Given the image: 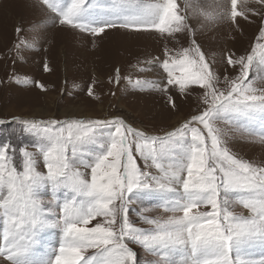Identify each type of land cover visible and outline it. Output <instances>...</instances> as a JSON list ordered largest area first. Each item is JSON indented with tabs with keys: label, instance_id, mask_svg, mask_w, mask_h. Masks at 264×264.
<instances>
[{
	"label": "snow or ice",
	"instance_id": "6c2138e0",
	"mask_svg": "<svg viewBox=\"0 0 264 264\" xmlns=\"http://www.w3.org/2000/svg\"><path fill=\"white\" fill-rule=\"evenodd\" d=\"M42 2L61 26L93 38L124 29L178 43L187 39V47L166 44L162 56L140 69L153 72L159 82L123 79L137 90L160 93L171 111L178 112L177 100L194 89L200 104L163 135L120 118L14 117L9 123L18 128L12 135L32 136L35 143L34 150L11 140L0 143V259L7 264H138L130 247L137 244L155 257L150 264H264V257L252 256L254 249L264 250V166L237 157L227 132L217 126L224 122L252 134L241 128L240 119L264 116V86H257L264 85V0H212L210 11L185 0L183 14L177 0H111L103 7L93 0ZM189 10L202 17V27L228 24L232 39L233 32L243 34L241 21L258 24L249 50L225 53L223 87L215 54L202 50ZM21 45L35 48L21 40L17 55ZM43 69L51 70L47 62ZM229 70L237 74L230 78ZM121 79L116 69L109 82L119 85ZM94 84L87 95L99 99ZM35 87L46 90L38 81ZM256 142L264 145V125ZM41 158L45 171L38 170ZM132 206L150 227L136 226ZM237 206L248 214L234 211ZM153 209L167 215H145ZM49 229L59 230L58 247L43 245L41 236Z\"/></svg>",
	"mask_w": 264,
	"mask_h": 264
},
{
	"label": "rangeland",
	"instance_id": "374dc122",
	"mask_svg": "<svg viewBox=\"0 0 264 264\" xmlns=\"http://www.w3.org/2000/svg\"><path fill=\"white\" fill-rule=\"evenodd\" d=\"M13 2L15 5L0 0V21L6 17L5 22L0 24V120L5 121L0 125V143L11 140L14 144L27 145L29 150H34L31 148L35 143L32 136L12 135L13 129L18 128V125L9 123L14 117L59 121L120 118L149 134L163 135L164 131L175 128L198 110V89H194L188 98L177 100L179 111L176 112L166 106L165 98L160 93L151 89L137 90L123 79L125 76H131L133 80L140 78L159 82L153 72H142L140 69L149 67L145 63L147 60L162 56L166 44L170 49L187 47V39H181L178 43L159 34H138L124 29H110L105 34L93 38L76 29L61 26L55 13L51 12L42 0ZM93 2L103 7L111 0ZM184 2L185 0H177L181 14ZM17 3H20V9L16 8ZM192 3L194 6L199 5L201 10H211L208 5L212 0H192ZM189 16L190 23L198 30L196 39L202 45V50L208 55L215 54L214 59L221 75L220 87H223L225 53L232 50L242 54L249 50L256 42L258 24L241 21L243 34L233 32L231 35L235 39H232L229 38L228 24L202 27V17L193 16L191 10ZM17 27L21 29L19 33L16 32ZM246 29L248 30L245 31ZM21 40L34 43L35 48H25L21 45L17 55L15 45ZM45 62L51 69L48 72L43 69ZM116 69L120 70L122 77L119 85L109 82ZM226 74L233 78L237 73L229 70ZM37 81L44 85L45 91L35 87ZM93 81L94 92L99 99L87 95V88ZM257 86L264 85L258 83ZM35 111L41 113L36 114ZM178 117L182 120L173 125L172 122L177 121ZM239 124L242 129L251 130L252 134H249V131H237L224 122H219L217 126L227 132L228 146L237 157L264 166V145L256 142V137L264 125V116L257 114L251 120L241 118ZM19 163L18 161V166ZM138 163L142 166L139 159ZM38 170L45 171L42 158ZM42 195L47 203L48 191H43ZM62 195L61 193V198ZM145 203L150 206L152 204L151 201ZM233 210L248 214L247 210L240 206ZM145 215L155 218L167 214L153 209ZM130 218L137 227H150L140 219L135 206L131 208ZM2 227L0 217V231ZM41 241L45 248L58 247L59 230H46L41 236ZM130 247L137 253L138 264H150L155 259L137 244H130ZM261 255L263 252L260 248L252 251V256L256 259H260ZM0 264L7 262L0 259Z\"/></svg>",
	"mask_w": 264,
	"mask_h": 264
},
{
	"label": "bare ground",
	"instance_id": "6f19581e",
	"mask_svg": "<svg viewBox=\"0 0 264 264\" xmlns=\"http://www.w3.org/2000/svg\"><path fill=\"white\" fill-rule=\"evenodd\" d=\"M6 2H10V3H12L13 5H15V3L13 2V0H10V1H9V0H6ZM19 4H20V3H17V4H16V8H18V9H20V8H19V6H20ZM20 7H21V6H20ZM16 8H13V9H16ZM31 8L34 9L33 6H32ZM4 10H6V9H4ZM4 10H3V11H4ZM16 10H17V9H16ZM5 19H6V17H4L2 21H0V24L4 23V22H5ZM16 23H18V21H16ZM16 23H15V24H16ZM247 30H248V29H246L245 31H247ZM35 112H36V114H40V113H41V111H35ZM84 116H87V115H84ZM88 116H89V115H88ZM177 119H178L177 121L174 120V121L172 122V123H174L173 125H176L179 121L182 120V119H180L179 117H178Z\"/></svg>",
	"mask_w": 264,
	"mask_h": 264
}]
</instances>
